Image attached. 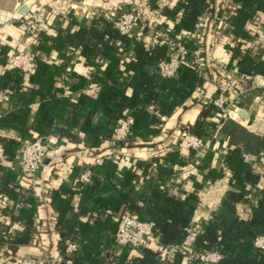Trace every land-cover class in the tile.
Listing matches in <instances>:
<instances>
[{
  "label": "trees",
  "instance_id": "16d2710c",
  "mask_svg": "<svg viewBox=\"0 0 264 264\" xmlns=\"http://www.w3.org/2000/svg\"><path fill=\"white\" fill-rule=\"evenodd\" d=\"M147 2L148 11L162 9V16L170 22L159 19L157 28L174 35L193 33L197 17L206 13L205 29L186 46H200L206 60L208 34L222 37V46L231 53L226 68L251 79L264 76V50L246 29L248 24L264 23V0H231L230 27L218 35L212 25L223 10V0L217 6L211 0H176L168 8L158 0ZM47 29L46 24L31 45L37 54L32 73L23 75L5 68L0 75V91L8 104L0 112V246L12 253L32 242L36 234L54 232L61 254L67 241L76 242V251L68 257L70 264H181L185 254L176 250L171 259H163L161 246L178 247L182 243L193 221L202 183L223 178L228 188L221 194L219 207L200 222L193 251H218L222 259L217 264H264V251L253 247L254 239L264 235V135L245 133L242 137V128L232 123L226 129L232 137H241L242 143L224 148L223 166L218 169L196 164L192 151H167L177 135L175 129L152 141L165 123L162 118L191 106L188 100L200 94L207 76L188 66L169 79L151 72L149 67L167 56L162 42L134 43L126 59L115 42L127 46L129 39L120 36L101 16L78 19L68 12L53 27V36ZM78 47L82 65L95 68L88 75L66 71ZM52 51L57 53L56 62L47 59ZM9 56L6 47L0 49V65H5ZM211 110L210 102H206L194 122L182 125L179 131L204 136L215 124L209 118ZM123 117L129 121V133L124 140L114 141V127ZM3 130L17 135L2 136ZM51 135L74 144L61 153L59 162L71 150L80 152L87 164L107 152L113 157L99 166L91 165L87 183H79L75 189L63 183L49 191L46 225L40 222L35 227L37 208L35 199L27 194L29 181H18L17 171L10 165L23 142ZM139 149L149 152L148 160L120 155L122 150ZM249 154L257 155L255 160ZM192 159L201 177L191 175L174 182L175 174ZM78 172L79 167L73 169L70 178ZM189 178L193 190L182 191L180 186H186ZM122 213L149 222L158 243L151 241L139 254L115 247V218Z\"/></svg>",
  "mask_w": 264,
  "mask_h": 264
},
{
  "label": "built area",
  "instance_id": "2783aa9c",
  "mask_svg": "<svg viewBox=\"0 0 264 264\" xmlns=\"http://www.w3.org/2000/svg\"><path fill=\"white\" fill-rule=\"evenodd\" d=\"M159 1L164 2L163 0ZM232 9L231 0H223L221 14L214 17L212 29L215 34L218 35L230 27L229 17L232 14ZM156 13H158V10L149 12L148 7L141 2H131L127 3V5H118L114 8L93 9L89 15L90 17H88L95 20L101 16L111 24L120 36L129 39L127 46L121 42H115L126 59L129 58L134 43H149L150 45H155L162 42L167 48L166 58L158 61L153 67H149L150 71L156 73L159 77L166 79L173 78L179 69L184 66L192 67L202 77L207 76V80L214 85L215 89L209 101L212 106L211 116L209 118L216 125L207 128L205 135L201 137L183 131L178 136L175 145L166 148L167 151H178L180 153L181 151L187 150L196 154L208 148L209 143L213 140L217 123L221 119L224 117L235 118L238 115V99L247 91L253 89L255 84L247 75L228 69L215 60L207 62L200 46L193 49H189L186 46L187 41L194 37L199 38L205 29L206 18L208 17L206 13L197 17L193 33L181 35H174L171 32L158 29ZM45 22L43 16L39 14L23 20L24 34L32 39V45L36 41L39 32L44 29ZM251 36L254 43L261 50H264V23L256 24L255 29L251 32ZM221 38L219 36H213L210 46L214 47L216 42L221 41ZM80 49L78 47L76 51L78 52ZM36 55L32 46L25 51H14L8 57L5 67L15 69L23 75L30 74L36 65ZM94 69V67H89L86 75ZM4 99L5 94L0 91V102ZM128 133V119L126 117L118 119L113 130V140L122 141ZM53 146L51 136H47L44 139L37 138L33 141L23 142L17 148L15 157L12 160V168L17 171L18 181L26 179L29 181L31 187H33L39 177L41 168L44 167L46 158L48 159L49 153L54 150ZM112 157L113 154L107 152L104 155L95 157L91 164H81L77 175L65 180L67 185L75 189L79 183H87L92 175L90 166H99L105 161L111 160ZM35 201L37 208L39 206V200L36 199ZM115 222V247L125 248L139 254L151 241L158 243V235L147 221H141L133 215L122 213L115 218ZM39 223L38 216L35 214L33 224L37 227ZM198 229L199 224H194L192 221L184 240L178 247L161 246L163 259H171L173 252L177 250L186 255L185 260L187 264H217L222 259V255L218 251H203L198 254L193 251ZM38 235L36 234L37 238ZM253 247L256 250L264 251V235L254 239ZM76 249V242L67 241L63 254L53 255L50 252L43 251L36 256H24L18 259L16 264H70L68 257ZM3 262V256H0V264Z\"/></svg>",
  "mask_w": 264,
  "mask_h": 264
},
{
  "label": "crops",
  "instance_id": "0c3cea01",
  "mask_svg": "<svg viewBox=\"0 0 264 264\" xmlns=\"http://www.w3.org/2000/svg\"><path fill=\"white\" fill-rule=\"evenodd\" d=\"M164 2H158L163 8H168L175 5L176 0H163ZM214 6L221 0H211ZM141 2L145 6L147 0H0V49L3 47L7 48L9 54L14 51H25L32 45V39L24 34L23 20L33 15H43L47 21L48 29L47 32L50 35L55 34L53 27L60 23L66 16V13L71 12L78 19L88 18L90 19L88 12L93 9H104L114 8L118 5L124 6L127 3ZM25 7L23 10L22 8ZM151 9L149 12H154ZM162 9L158 10L157 20L165 21L170 23L162 16ZM89 16V17H88ZM256 25L248 24L246 29L251 32L255 29ZM213 35L208 34L207 44H209V51L206 55L207 62L215 60L222 65L230 63L231 53L228 52L221 44L223 42H216L214 47H211ZM252 38V36H251ZM253 40V39H252ZM251 40V41H252ZM52 62L58 60L57 53L52 51L49 53L48 58ZM264 60V55L262 56ZM82 60L78 55V52H74V56L71 61L67 63V72L76 71L79 74L86 75L85 72L88 70L87 67L82 65ZM0 75L5 71V65H0ZM231 69V68H230ZM233 70V69H232ZM209 77V76H208ZM255 84L254 88L247 91L241 98H239V112L235 118L224 117L217 123V127L213 136L212 142L209 143L208 148L199 153H193V158L196 160V164H209L212 167L219 168L223 166L222 151L226 147L230 146H241L242 140L238 136L232 137L228 133L227 129H230V125L233 123L238 127L242 128L244 133L240 134L245 136L246 134L263 136L264 135V76L257 75L251 79ZM214 85L205 80V85L200 91V94L193 95L189 100L188 104H191L185 110L176 109L173 111L170 117L164 118V125L157 138L152 141H158L165 137V133L171 129H175L177 135L174 137L172 144L167 147L175 145L177 137L183 132L179 131L182 125L187 127L188 124L193 123L197 118L199 112L204 108L205 103L209 102L214 93ZM8 107L7 102H0V112L4 111ZM215 123V122H214ZM216 123L213 125L215 126ZM225 128V129H224ZM227 128V129H226ZM169 129V130H168ZM178 129V130H177ZM2 136H13L16 137V132L3 130L1 131ZM51 143L54 145V150L49 153V158L45 160L44 167L41 168L39 177L35 182L34 186L28 183L27 194L32 195L33 199L39 200V206L37 207L36 215L38 216L41 225H46V219H48V192L52 189L58 188L61 184L67 182L70 178L69 174L76 167H81V164L87 163L84 156L79 155L80 152L66 151L65 158L59 162L57 158L63 154L65 150L74 147V144H70L64 138H58L57 136L51 135ZM245 151V149H242ZM190 151L184 150L180 153H187ZM129 158L136 159L139 161H146L149 159V152L145 149H139L131 151ZM252 160H255L257 155H251ZM52 162V163H51ZM89 163V162H88ZM194 159L191 160L190 165H186L177 172L174 176V182L179 181L182 178H187L191 175L199 179L201 177V171L196 169ZM12 167V163L10 165ZM188 184L186 186L181 185L182 191L191 192L193 190L191 186V180L186 179ZM186 182V183H187ZM22 184H26V181H22ZM264 185V181H263ZM226 181L223 178H218L215 181L206 180L202 183L201 188L197 192L199 203L196 207L193 222L194 224H200L202 220L207 219L210 212L219 207L221 201V194L226 190ZM176 190V189H175ZM181 193V192H180ZM74 204H77V197L73 199ZM246 217L245 213L241 214ZM40 225V226H41ZM10 227L15 228L14 223H10ZM41 227H39L40 229ZM37 229V232H39ZM58 236L56 233H40L35 235V238L27 245H21L14 252H10L6 247L0 246V256H3L4 262L2 264H16V261L24 256H36L41 254L43 251L50 252L53 255H59L58 250ZM8 255V256H7ZM8 257V258H7ZM2 262V261H1ZM181 264H187L186 260H182Z\"/></svg>",
  "mask_w": 264,
  "mask_h": 264
},
{
  "label": "rangeland",
  "instance_id": "374dc122",
  "mask_svg": "<svg viewBox=\"0 0 264 264\" xmlns=\"http://www.w3.org/2000/svg\"><path fill=\"white\" fill-rule=\"evenodd\" d=\"M92 12V10L90 11V12H88V14H90ZM43 16V15H42ZM43 18H44V16H43ZM44 20L46 21V19L44 18ZM48 21V20H47ZM47 21L45 22V25L47 24ZM212 27H213V25H212ZM87 71V70H86ZM85 74H86V72H85ZM180 135V134H179ZM178 135V136H179ZM178 138V137H177ZM177 141V140H176ZM120 155L121 156H124V157H126V156H130V155H132L131 154V152H129V151H124V150H122V152L120 153Z\"/></svg>",
  "mask_w": 264,
  "mask_h": 264
},
{
  "label": "water",
  "instance_id": "95a60500",
  "mask_svg": "<svg viewBox=\"0 0 264 264\" xmlns=\"http://www.w3.org/2000/svg\"><path fill=\"white\" fill-rule=\"evenodd\" d=\"M25 7L22 8V10L24 9Z\"/></svg>",
  "mask_w": 264,
  "mask_h": 264
}]
</instances>
